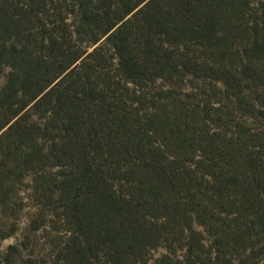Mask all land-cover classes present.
Masks as SVG:
<instances>
[{"label": "trees", "instance_id": "1", "mask_svg": "<svg viewBox=\"0 0 264 264\" xmlns=\"http://www.w3.org/2000/svg\"><path fill=\"white\" fill-rule=\"evenodd\" d=\"M67 1L73 23L54 0H0L6 91L59 129L43 177L70 235L56 260L146 264L165 243L184 261L154 264H258L245 254L264 224V0H120V23Z\"/></svg>", "mask_w": 264, "mask_h": 264}, {"label": "rangeland", "instance_id": "2", "mask_svg": "<svg viewBox=\"0 0 264 264\" xmlns=\"http://www.w3.org/2000/svg\"><path fill=\"white\" fill-rule=\"evenodd\" d=\"M256 1L253 0L252 4L256 5ZM95 5L99 11H109L111 18L118 23L124 16L120 0H95ZM54 7L64 13L68 23L77 21L67 0H54ZM12 43L9 42L10 45ZM100 43L104 44V39ZM83 46L91 47L87 40ZM147 62L154 61L147 58ZM12 71L10 66H5L0 73V97L7 95L6 105L0 103V228L6 234L0 244L13 241L0 250V264H7L6 258L11 260L10 264H64L56 259L70 235L61 217L62 210L49 202L48 183L43 180L58 170L51 163L59 144V129L49 123L45 111H36L21 92L6 91ZM157 86L166 87L162 80H158ZM246 93L251 95L249 90ZM19 109L21 111H16ZM14 114L19 115L14 118ZM246 120L254 123L252 119ZM6 123L9 124L5 126ZM39 184L44 188H38ZM53 198L57 200L58 193ZM34 223L39 225L37 230L33 229ZM194 229L202 234L204 251H209L212 248L211 237L196 223ZM259 230V234L251 231L245 255L254 250L258 252L254 261L264 264V224ZM10 247H16V251H11ZM163 255L184 261L183 250L176 249L171 253L165 243L150 250L144 260L146 264H154ZM210 256L214 257L213 250ZM92 264L113 263L107 250H103Z\"/></svg>", "mask_w": 264, "mask_h": 264}, {"label": "clouds", "instance_id": "3", "mask_svg": "<svg viewBox=\"0 0 264 264\" xmlns=\"http://www.w3.org/2000/svg\"><path fill=\"white\" fill-rule=\"evenodd\" d=\"M12 242H13L12 240L4 241L2 244H0V250H2L3 247H6L7 245L11 244Z\"/></svg>", "mask_w": 264, "mask_h": 264}]
</instances>
